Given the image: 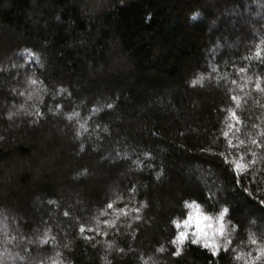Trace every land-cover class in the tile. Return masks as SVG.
<instances>
[{
	"label": "trees",
	"instance_id": "trees-1",
	"mask_svg": "<svg viewBox=\"0 0 264 264\" xmlns=\"http://www.w3.org/2000/svg\"><path fill=\"white\" fill-rule=\"evenodd\" d=\"M263 20L0 0V264H264ZM193 210L209 244L180 238Z\"/></svg>",
	"mask_w": 264,
	"mask_h": 264
},
{
	"label": "rangeland",
	"instance_id": "rangeland-1",
	"mask_svg": "<svg viewBox=\"0 0 264 264\" xmlns=\"http://www.w3.org/2000/svg\"><path fill=\"white\" fill-rule=\"evenodd\" d=\"M248 12V10H247ZM254 17H257V15H253ZM261 26L264 28V20L262 21ZM128 156H122L121 159L127 158ZM199 212L197 210H193L191 214L188 215V217L182 221L181 223V229L182 233H184L186 237H192V235L197 239L201 240L204 244H209L211 242L214 235V230L216 227H218L221 219H217L216 222L213 220L207 219H200L198 223V214ZM200 217H204L199 213ZM181 234V233H180Z\"/></svg>",
	"mask_w": 264,
	"mask_h": 264
},
{
	"label": "snow or ice",
	"instance_id": "snow-or-ice-1",
	"mask_svg": "<svg viewBox=\"0 0 264 264\" xmlns=\"http://www.w3.org/2000/svg\"><path fill=\"white\" fill-rule=\"evenodd\" d=\"M197 216H198V223H199L200 219H204V220L209 219V217H200L199 213L197 214ZM184 235H185L184 233H181L180 238L183 239Z\"/></svg>",
	"mask_w": 264,
	"mask_h": 264
}]
</instances>
